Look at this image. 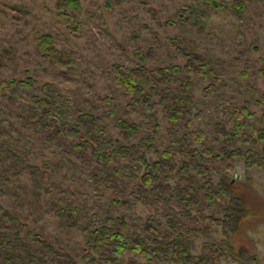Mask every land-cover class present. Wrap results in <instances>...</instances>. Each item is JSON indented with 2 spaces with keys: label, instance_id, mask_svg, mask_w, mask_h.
I'll use <instances>...</instances> for the list:
<instances>
[{
  "label": "rangeland",
  "instance_id": "rangeland-1",
  "mask_svg": "<svg viewBox=\"0 0 264 264\" xmlns=\"http://www.w3.org/2000/svg\"><path fill=\"white\" fill-rule=\"evenodd\" d=\"M27 80L60 86L70 116L39 124L13 93ZM249 156L264 157V0H0V264H113L81 231L96 216L149 254L120 264H264Z\"/></svg>",
  "mask_w": 264,
  "mask_h": 264
},
{
  "label": "trees",
  "instance_id": "trees-1",
  "mask_svg": "<svg viewBox=\"0 0 264 264\" xmlns=\"http://www.w3.org/2000/svg\"><path fill=\"white\" fill-rule=\"evenodd\" d=\"M66 19L67 21H70L68 18ZM117 81L121 85L126 87L127 90L134 95H141L143 93L142 88L137 85V80L135 79L134 74L127 69L119 68L117 72ZM59 89L60 86L56 87L52 85H46L42 88V91L38 95L37 90L34 88L33 81L27 80V81L15 82V88L13 89V93H15L16 95H20L21 93H26V95H30L34 99H36V102L32 107L34 116L39 120V124H44L46 122L48 123V121H50L54 116H58L59 118L70 116L69 106L71 102L68 98H66L65 100L66 102H64V100H60L61 95L59 93ZM62 89L65 90L66 92H69L68 88H66L64 85H62ZM165 92L167 94L170 93L169 90H166ZM163 101H169L168 96H166L165 100ZM177 113L181 114V111L178 110ZM234 115L236 116L237 126L242 127L241 122H239V120L241 119L240 110H236ZM172 117L173 120L176 119V115H172ZM66 123H69L68 118L66 120ZM92 124L94 130H96V121H93ZM119 125L121 128L120 135L125 141H130L133 138V136L138 133L139 127L134 123L130 124L126 120L121 119ZM46 126L47 124L44 125L45 128H47ZM69 129H75V128H71L70 126ZM97 132L99 131L97 130ZM96 138H97L96 140L100 141L99 140L100 136ZM102 143L106 144L103 153H106V148H110L112 151V155L114 154V161H118L119 159H126L129 157L127 152H121L115 149V144H118L116 141L112 139L109 140L102 139ZM121 148L123 151L128 150L126 147H121ZM138 153H140V151H138ZM142 157L144 158V154L141 155V158ZM235 158H236V153L229 155L228 157L225 158V160L215 159L212 165V169L218 173L221 172L225 173L234 166ZM247 164L250 167L255 165L263 166L264 157L249 156L247 159ZM94 218L95 219L90 220L85 226L81 228V231L86 236L87 245L90 247V249H92L93 251L95 250L98 254H100L103 251V248H105V246L110 248L112 247V253L116 255L115 257H112V259L110 260L111 263L113 264H120L122 262V257L126 252L133 251L136 249L139 250L140 253L145 256L149 255L147 254V252L142 251L141 246H139L138 244L137 246L134 247L126 235L122 234L118 230H115L114 228L108 227L107 225H105L100 221L99 217L96 216ZM168 251H171L173 253V250L171 249ZM182 254L188 257V260L192 258L187 248L183 250ZM196 259L199 258L194 257L193 261H195V264H199Z\"/></svg>",
  "mask_w": 264,
  "mask_h": 264
}]
</instances>
